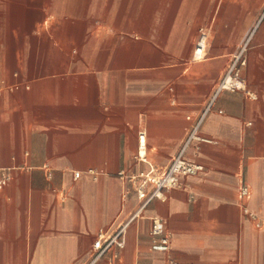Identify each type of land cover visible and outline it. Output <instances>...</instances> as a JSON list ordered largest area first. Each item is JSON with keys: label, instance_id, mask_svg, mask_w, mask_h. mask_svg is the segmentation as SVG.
<instances>
[{"label": "crops", "instance_id": "crops-1", "mask_svg": "<svg viewBox=\"0 0 264 264\" xmlns=\"http://www.w3.org/2000/svg\"><path fill=\"white\" fill-rule=\"evenodd\" d=\"M252 31L237 68L252 94L223 89L207 109ZM206 109L211 141L185 152L202 169L95 264H264V0H0V264H88L139 205L119 172L168 165Z\"/></svg>", "mask_w": 264, "mask_h": 264}, {"label": "built area", "instance_id": "built-area-1", "mask_svg": "<svg viewBox=\"0 0 264 264\" xmlns=\"http://www.w3.org/2000/svg\"><path fill=\"white\" fill-rule=\"evenodd\" d=\"M252 31L241 44L238 51L234 54L230 66L227 72L220 79L215 93L209 102L207 109L213 103L217 93L223 89L228 90H241L248 94H252L246 87V83L239 71L237 70L239 65L246 63L245 52L248 49L252 34ZM208 33L204 29H200V35L194 49L196 57H203L206 54ZM205 112L198 118L193 124L191 129L185 136L180 149L173 158V160L166 166L158 167L149 162V168L137 173L124 174L123 171L119 172L120 176H125L131 184L139 199V205L135 211L122 223L118 225L115 231L107 233L102 231L92 246V258L88 264H95L100 260L103 255L108 251H113V257L118 255L115 249H121L126 243V234L129 225L136 219H140L145 215V209L154 199H162L165 196V191L174 189L180 186V177L184 174H193L202 169V165L197 162L189 161L185 158V152L190 143L194 140L211 141L209 138L203 137L199 133V128L202 123ZM143 134H140V146L138 150V157L145 162H148L144 150L145 142L141 140ZM79 172L75 173V176H79ZM10 179V171L4 169L0 176V185L6 184ZM240 196L246 198L249 196V188L247 185L240 187ZM244 211L250 215H253L248 208L244 207ZM151 235L153 238L152 248L156 251L166 252L170 248V237L166 232L165 221L160 216L151 217ZM260 226V223H257Z\"/></svg>", "mask_w": 264, "mask_h": 264}]
</instances>
